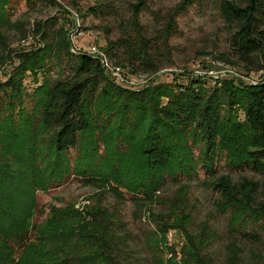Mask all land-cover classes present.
<instances>
[{
	"label": "trees",
	"instance_id": "16d2710c",
	"mask_svg": "<svg viewBox=\"0 0 264 264\" xmlns=\"http://www.w3.org/2000/svg\"><path fill=\"white\" fill-rule=\"evenodd\" d=\"M12 1L0 0V68L11 69L6 80L0 81V143L7 149L4 162H15L18 168L6 175L0 169V264H27L29 258L35 259L33 264H51L50 258L43 255L49 248L60 252L58 264H118L114 226L119 223L109 209L86 211L70 224L68 209H51L52 218L43 225L34 224L35 191L57 188L71 176L98 189L101 196L112 193L120 204L128 198L142 210L154 202L156 192L167 180H191L201 171L219 197L216 211L226 215L232 235L253 245L264 244V0H183L173 15L166 16L164 36L159 35L167 39L174 32L178 12L196 3L213 2L230 28L228 45L217 56H202L240 77L260 74L256 85L236 76L215 84L190 74L183 81L158 80L149 89L117 85L105 75L97 59L71 53L66 19L62 17L59 24L58 18L52 17L34 21L28 29L27 23L12 21ZM24 1L49 7L56 4L55 0ZM147 2L138 0L131 6V19L125 28L123 24L118 26L116 36L104 27V46L97 45L98 38L90 41L104 50L112 65L121 67L129 76L158 74L161 66L155 55L156 42H152L155 37H147L138 20L148 10ZM87 15L99 18L116 13L103 5L81 16ZM95 28L79 26L88 34L98 33ZM11 29L19 31L21 49L9 47L4 31ZM35 39L36 45L25 44ZM204 67L199 66L201 70ZM112 100L117 103L114 115L120 116L118 136L127 126L134 128L139 119H148H144L148 125L141 143L140 171L147 184L134 187L132 193L114 185L108 188L105 179L110 176L107 171L94 170L91 160L95 153L90 149H80L73 165L69 160V153L78 149L80 137L104 120L106 104ZM31 120L47 135L44 151L40 145L35 149L24 145L22 134L32 126ZM179 147L186 156L177 159ZM195 149L197 155L193 154ZM220 162L233 170H249L260 177V182L244 178L233 184L229 176L216 172ZM258 196L260 202L256 201ZM181 210L171 209L170 215L163 216L147 211L156 224L155 232L165 236L167 244V234L173 227L183 234L180 251L174 243L168 244V262L212 264L200 252L202 242L188 231L189 214ZM51 237L61 238L55 242ZM186 247L192 254L184 253ZM227 248L228 260L234 264L235 243H229Z\"/></svg>",
	"mask_w": 264,
	"mask_h": 264
},
{
	"label": "rangeland",
	"instance_id": "374dc122",
	"mask_svg": "<svg viewBox=\"0 0 264 264\" xmlns=\"http://www.w3.org/2000/svg\"><path fill=\"white\" fill-rule=\"evenodd\" d=\"M14 1L11 2L13 4L11 19L27 23L25 29H28L34 21H46L52 17L58 18V24L61 20L60 17L66 19V28L69 29L74 26L73 15L79 14L80 26L96 27L95 29L99 33L96 40L97 45L104 46V27L110 28L116 36L117 30H119L118 26L123 24L125 28L131 19V6L138 0H55L56 4L51 7L39 2L28 5L24 0ZM182 3L183 0H148V10L139 15V24L143 27L147 37H155L156 41L152 42H156L155 55L161 66L158 74L144 75L148 80L144 86L137 87L138 89H149L158 80L170 81L173 78L178 81L186 80L185 75L194 74V67L202 64L206 67L203 68V74L199 76V79H206L217 84L232 76L228 72L231 70L230 68L221 66L222 64L218 66L209 57L202 56L204 53L217 56L225 52L228 45L230 28L223 23L213 2L196 3L187 10L178 12L174 16V32L167 39L160 38L159 35L163 34L166 25V16L173 15ZM103 5L109 6L111 10L115 11L116 16L98 18L87 15L82 18L81 15H84L88 9L103 8ZM261 29L264 31V24ZM82 32L83 35L79 37L78 43L80 46H85L93 38L84 29ZM4 35L8 38L10 48H22L23 44H19L21 35L17 29L4 31ZM37 40H31L25 44L30 43L34 46L37 44ZM25 49L28 50L27 52L31 51L28 48ZM201 62L202 64H200ZM54 71L57 72L56 69ZM234 73L232 72V74ZM237 77L241 78L238 75ZM114 102L115 100H112V103L106 104L104 120L99 124L97 122L91 132L80 137L78 149L69 153V160L73 165L72 162L77 158V152L80 149H90L88 151L95 153V157L91 160L94 170L98 173L107 171L110 176L105 179L108 181L106 183L108 188L114 185L123 192L132 193L134 187L145 185L147 180L140 171L143 167L141 143L148 125L145 120L148 119L145 117L139 119L134 128L125 126L123 134L118 136L120 116L114 115L117 107V103ZM27 108L31 109L29 105ZM31 121L32 126L22 134L25 140L24 145L31 149L40 145L44 151L47 135L40 128L36 129V123ZM5 151H7L5 144L0 143V169L6 175L12 170L15 172L18 165L15 162H4L6 161L4 158L7 156ZM193 154L197 155L196 149ZM184 156L186 155L183 147H179L175 157L179 159ZM4 165L13 168H7ZM101 165H104L102 169ZM216 167L218 175L229 176L233 184H238L244 178L260 182V177L249 170H233L223 162H220ZM8 169L10 171L6 172ZM186 186L187 190H181ZM183 193L185 195L181 196ZM155 195L156 199L153 203L138 210L128 198L120 204L112 193L101 196L98 189L85 186L81 180L71 176L64 185L57 188L35 191L36 207L33 222L36 226L43 225L44 222L52 218V215L49 214L51 209H68L70 211L67 215L69 224L75 222L79 214L84 215L86 211L100 207L109 209L118 217L119 223L114 226L118 246L115 259L118 264H170L167 254L168 244L174 243L177 249V245L183 242V234L173 227V230L169 232L171 237L167 235V244L165 236L155 232L156 224L151 218V213L147 211L151 209L154 215L163 216L170 215L171 209H182V212L189 214L188 231L196 236V241L202 242L200 252L204 257L210 259L212 264H230L227 247L231 242L235 243L236 261L234 264H264V244L253 245L248 241H240L237 234L232 235L227 228L226 215L216 211L215 203L219 197L208 186L207 179L201 171L196 178L191 180L179 178L176 183L167 180ZM128 196L125 195V197ZM259 196L257 202L262 200ZM67 229L69 230V228ZM59 235L64 236L66 233L60 234L59 232ZM234 236L237 238L235 239ZM51 238L56 242L61 237ZM184 253L192 254L189 247L185 248ZM43 255L50 258L48 261L51 264H53L52 261H56L57 264L61 262L58 250L49 248ZM33 262L35 259L29 258L27 264H33Z\"/></svg>",
	"mask_w": 264,
	"mask_h": 264
},
{
	"label": "built area",
	"instance_id": "2783aa9c",
	"mask_svg": "<svg viewBox=\"0 0 264 264\" xmlns=\"http://www.w3.org/2000/svg\"><path fill=\"white\" fill-rule=\"evenodd\" d=\"M72 22L74 26L69 29L67 28L68 29L67 39L69 42V50L71 53L73 54L84 53V54H87L97 59L105 75L108 76L117 85H122L125 87H131V88H137V87L144 86V84L146 83V80H148L146 79V77H144V75L129 76L128 74L125 73V71L121 67L112 65V63L108 60L104 50L99 48L97 45L89 42L85 46H80L78 43V39L79 37L83 35V32L82 30L81 31L79 30L80 24H79V17L77 14L73 15ZM90 35L93 39H96L98 37V33H95V32L90 33ZM216 63L218 64V66L221 65L218 62ZM10 70L11 69L9 66L0 68V81L6 80V75ZM193 70H195L193 71L194 73L193 75L195 77L196 76L199 77L201 74H203V71L199 68L198 65L195 66ZM228 72L232 76L237 77L236 73L232 74L233 72L232 70H228ZM259 77H260V74H257L256 76L253 75L249 78H244V77H241V78L242 80L248 82L249 84L256 85ZM167 235L171 237V233H168ZM182 247H183V242H180L177 245V250L180 251Z\"/></svg>",
	"mask_w": 264,
	"mask_h": 264
}]
</instances>
